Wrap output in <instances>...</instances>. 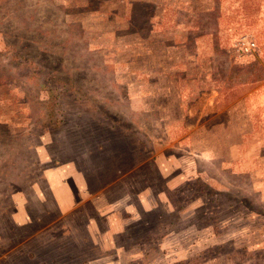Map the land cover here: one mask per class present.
Masks as SVG:
<instances>
[{
  "label": "rangeland",
  "instance_id": "1",
  "mask_svg": "<svg viewBox=\"0 0 264 264\" xmlns=\"http://www.w3.org/2000/svg\"><path fill=\"white\" fill-rule=\"evenodd\" d=\"M0 264H264V0H0Z\"/></svg>",
  "mask_w": 264,
  "mask_h": 264
},
{
  "label": "crops",
  "instance_id": "2",
  "mask_svg": "<svg viewBox=\"0 0 264 264\" xmlns=\"http://www.w3.org/2000/svg\"><path fill=\"white\" fill-rule=\"evenodd\" d=\"M48 175H50L48 177V182L51 181V185H49L51 188V193H52L53 197L55 198V202L57 204L56 206H58L59 211L67 212L69 209H72L74 207V205L77 203V199L73 196V193L71 191L72 189L69 188L68 185H66V184L64 185L62 183L61 179H58L60 177L57 176V174L55 172H53V173L50 172ZM55 181H56V183H55ZM57 181H59V182H57ZM60 184L63 187V194H60L58 191ZM78 200H79V198H78ZM78 202H81V200ZM14 216H15L14 221H15L16 225H18V226H24L26 223L29 222V220H27V217L25 216V211L23 210V207L18 208L16 213H14ZM106 219H107V222L109 221V227H110L109 234H117L119 232V230L115 231V229L112 228L115 226V222H111L110 219L107 217H106Z\"/></svg>",
  "mask_w": 264,
  "mask_h": 264
},
{
  "label": "built area",
  "instance_id": "3",
  "mask_svg": "<svg viewBox=\"0 0 264 264\" xmlns=\"http://www.w3.org/2000/svg\"><path fill=\"white\" fill-rule=\"evenodd\" d=\"M239 55H246L249 54L255 47L254 43L250 40H246L244 38L240 39L239 42L236 44Z\"/></svg>",
  "mask_w": 264,
  "mask_h": 264
}]
</instances>
